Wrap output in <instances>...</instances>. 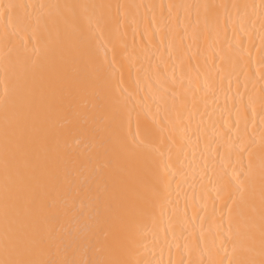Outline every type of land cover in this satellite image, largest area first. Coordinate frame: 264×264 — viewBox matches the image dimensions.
<instances>
[{
	"label": "bare ground",
	"instance_id": "obj_1",
	"mask_svg": "<svg viewBox=\"0 0 264 264\" xmlns=\"http://www.w3.org/2000/svg\"><path fill=\"white\" fill-rule=\"evenodd\" d=\"M0 264H264V0H0Z\"/></svg>",
	"mask_w": 264,
	"mask_h": 264
}]
</instances>
